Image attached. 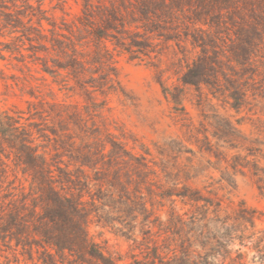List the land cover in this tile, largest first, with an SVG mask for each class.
Masks as SVG:
<instances>
[{"label":"rangeland","instance_id":"rangeland-1","mask_svg":"<svg viewBox=\"0 0 264 264\" xmlns=\"http://www.w3.org/2000/svg\"><path fill=\"white\" fill-rule=\"evenodd\" d=\"M84 3L0 0V118L10 114L19 120L52 163L67 166L74 176L85 169L93 180L90 190H83L91 212L89 236L114 257L122 256L120 264L135 258L181 264L187 246L193 258L210 253V264H264V48L240 63L224 32L218 48L226 55L213 81L184 83L186 62L175 41L169 48L158 46L165 45L162 54L131 58L106 40L110 56L99 54L80 22ZM5 12H12V19ZM33 13L48 19L41 26ZM39 29L47 37L40 38ZM55 36L75 43L83 63L80 79L61 67L72 51L64 53ZM182 44L197 56L190 43ZM109 137L140 161L118 165L122 185L113 191V208H102L97 200V212L92 203L99 194L97 174L82 162L103 143L108 151ZM19 177L28 186L21 172ZM195 189L211 203L178 195ZM100 214L111 223L99 222ZM205 214L212 219V239L203 248L196 231ZM240 215L253 216L254 227ZM41 250L31 259L0 238V264H44ZM56 257L57 264H69Z\"/></svg>","mask_w":264,"mask_h":264},{"label":"trees","instance_id":"trees-1","mask_svg":"<svg viewBox=\"0 0 264 264\" xmlns=\"http://www.w3.org/2000/svg\"><path fill=\"white\" fill-rule=\"evenodd\" d=\"M27 5L33 8L31 3L27 2ZM39 10L43 12L41 3ZM5 15L9 19L13 17L12 12H5ZM33 15L37 16L41 26L42 20L48 19L44 15ZM32 19L30 16L29 21ZM13 21L20 23V18ZM80 22L93 35L98 53L104 50L105 56L111 53L106 40L112 41L115 48L129 53L131 58L162 54L165 45L158 46L167 43L166 48H169V42L175 41L181 48L187 67L182 80L195 85L213 81L223 61L222 55H226L223 48H218V38H222L224 32L232 40L229 50L240 63L251 60L253 54L264 48V0H109V4L104 5L85 0ZM38 35L47 37L42 29ZM53 40L64 53L69 52L67 48L71 49L68 64L61 67H70L74 76L80 79L83 63L75 43L65 42L56 36ZM182 42L190 43L197 50V56L191 57L192 50L186 49ZM0 57L4 58V55L0 54ZM240 97L237 89L234 93L236 107ZM19 123L10 114L0 118V238L10 247L21 248L23 254L27 253L31 259L41 248L43 256L40 258L44 264H57L58 255L62 262L69 264H120L122 256L114 257L105 251L88 233L91 212L83 190H90L93 180L89 179L83 167L78 171L84 175L74 176L67 166L52 163L45 153L40 152L32 134ZM109 142L111 147L108 151L107 144L103 143L101 149L97 148L87 156L86 162H82L97 174L94 184H99V194L92 196L97 212V200L102 208L111 207L115 201L113 191L122 185L118 165L140 161L120 141L109 137ZM19 172L29 182L28 186L22 182ZM102 181L108 185L109 192L103 190ZM261 190L264 194V188ZM178 195L195 202L204 200L206 204L211 203L196 189L185 190ZM140 204L146 211L145 202ZM98 219L99 222L104 220L105 224L111 223L103 214ZM201 219L205 223L196 232L204 248L212 239L209 227L212 219L207 214ZM238 219L254 227L253 216L240 215ZM152 250L162 263L158 247L154 246ZM182 253L181 264H210V253H199L198 258H193L188 246ZM131 264H155V261L144 262L135 258Z\"/></svg>","mask_w":264,"mask_h":264}]
</instances>
